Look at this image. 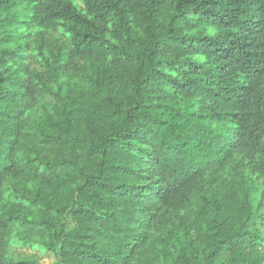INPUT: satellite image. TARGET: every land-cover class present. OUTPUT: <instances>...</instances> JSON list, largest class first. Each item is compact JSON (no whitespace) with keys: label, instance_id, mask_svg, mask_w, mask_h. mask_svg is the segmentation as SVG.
Masks as SVG:
<instances>
[{"label":"trees","instance_id":"16d2710c","mask_svg":"<svg viewBox=\"0 0 264 264\" xmlns=\"http://www.w3.org/2000/svg\"><path fill=\"white\" fill-rule=\"evenodd\" d=\"M0 233V264H264V0H0Z\"/></svg>","mask_w":264,"mask_h":264},{"label":"clouds","instance_id":"9594fccd","mask_svg":"<svg viewBox=\"0 0 264 264\" xmlns=\"http://www.w3.org/2000/svg\"><path fill=\"white\" fill-rule=\"evenodd\" d=\"M225 30L223 29H217L216 27H202V26H196L192 27L190 30H185L181 33L182 37H208L211 40L217 39L219 36H221L224 33ZM180 59L188 60L190 62H193L197 65H208L212 59L211 55L209 53L204 52L203 50L198 52H189L185 55L181 56ZM171 75L175 76V73H171Z\"/></svg>","mask_w":264,"mask_h":264},{"label":"rangeland","instance_id":"374dc122","mask_svg":"<svg viewBox=\"0 0 264 264\" xmlns=\"http://www.w3.org/2000/svg\"><path fill=\"white\" fill-rule=\"evenodd\" d=\"M72 81H74L72 84L76 82V79L71 78ZM76 86V85H74ZM72 226L71 223H67V227L70 228ZM59 242V241H58ZM13 252L17 256H36L41 264H60L58 260L55 258V256L51 254H43L42 252L36 250V249H30V248H23V247H16L14 246L12 248ZM2 260V251H1V233H0V263Z\"/></svg>","mask_w":264,"mask_h":264}]
</instances>
